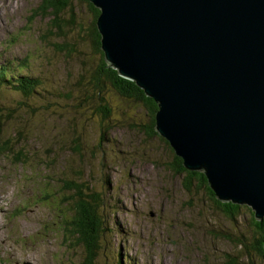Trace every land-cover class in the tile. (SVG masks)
Here are the masks:
<instances>
[{
	"label": "rangeland",
	"instance_id": "1",
	"mask_svg": "<svg viewBox=\"0 0 264 264\" xmlns=\"http://www.w3.org/2000/svg\"><path fill=\"white\" fill-rule=\"evenodd\" d=\"M39 3L0 0V62L24 61L45 87L28 100L0 90V141L25 152L17 161L0 149V264H82L83 245L64 219L78 200L66 183L80 181L103 192L108 230L93 264H264L247 257L249 236H239L247 234V209L232 220L196 179L185 187L170 146L145 133L146 117L112 91L111 129L101 136L95 106L82 101L78 109L75 97L97 62L89 10L75 5L74 24H65L66 11L56 29Z\"/></svg>",
	"mask_w": 264,
	"mask_h": 264
},
{
	"label": "water",
	"instance_id": "2",
	"mask_svg": "<svg viewBox=\"0 0 264 264\" xmlns=\"http://www.w3.org/2000/svg\"><path fill=\"white\" fill-rule=\"evenodd\" d=\"M110 66L221 200L264 214V0H90Z\"/></svg>",
	"mask_w": 264,
	"mask_h": 264
},
{
	"label": "trees",
	"instance_id": "3",
	"mask_svg": "<svg viewBox=\"0 0 264 264\" xmlns=\"http://www.w3.org/2000/svg\"><path fill=\"white\" fill-rule=\"evenodd\" d=\"M77 4L84 5L90 13L89 30L87 33L88 40L93 51L97 54V62L92 65V68L85 71L80 76V84L78 95L75 97L78 101V109L82 101L86 105L95 106L97 114L100 118L101 136L104 137L111 129L107 125V120L110 115V104L107 97L108 91L115 93L121 100L127 101L129 106L133 104L138 113L146 117L145 133L150 137L157 136L155 130L154 114L157 110V104L153 98L147 96L142 88H139L134 81L120 76L114 68L108 66L104 59L103 51L100 48V33L96 26V19L99 14V9L95 7L89 0H40L39 13L52 15L51 20L56 29H62L60 20L63 12L69 13V19L65 20V24H74L73 8ZM81 38V35L77 36ZM45 87L42 86V80L39 76L34 75L27 68L24 61L21 60H7L0 62V90L9 89L21 95L24 100L38 97ZM74 97V98H75ZM24 103V102H23ZM25 104V103H24ZM0 116V133L2 132L3 124ZM105 122V124H104ZM162 137V136H161ZM1 139V135H0ZM169 145L165 138H161ZM99 145V144H98ZM170 146V145H169ZM16 144L12 143L9 138L0 141V149L2 151H9L17 161H21L25 152L21 147L15 149ZM173 151L172 147H169ZM174 153V151H173ZM173 166L178 172L184 173V186L188 187L193 179H196L197 185L206 189L211 196L210 198L215 202L216 207L228 218L235 220L237 214L242 209H247L249 217L247 218L248 225L246 226L247 234H240L247 242L243 244L247 246L249 258L254 260L256 257L264 260V216L258 219L254 216V211L246 204L234 203L232 201L222 202L218 200L209 187L207 178L203 171H191L184 168L182 159L174 153ZM67 189L74 188L78 194V200L70 205V215L64 217L67 225L66 230L75 236L78 244L83 245L85 256L82 264H93L94 258L99 249V237L108 230L104 225L102 227L101 213L103 204V192L95 191L89 184L80 182H71ZM248 228V230H247ZM231 237V236H230ZM234 260L229 259L228 264H233Z\"/></svg>",
	"mask_w": 264,
	"mask_h": 264
},
{
	"label": "bare ground",
	"instance_id": "4",
	"mask_svg": "<svg viewBox=\"0 0 264 264\" xmlns=\"http://www.w3.org/2000/svg\"><path fill=\"white\" fill-rule=\"evenodd\" d=\"M90 1V0H89ZM91 2V1H90ZM92 4L95 6V7H97L98 9H99V13H100V7L99 6H97L96 4H94L93 2H92ZM99 15V14H98ZM98 17V16H97ZM100 33V32H99ZM100 39H101V34H100ZM101 48V47H100ZM104 56V55H103ZM105 59V58H104ZM105 61L107 62V60L105 59ZM107 64H108V66H110L109 65V63L107 62ZM110 67H112V66H110ZM112 68H114V67H112ZM115 70H117L116 68H114ZM120 76H122V77H124V78H127V79H129V80H131V81H134V79H132V78H129V77H125V76H123L122 74H120V73H118ZM137 85V84H136ZM138 86V85H137ZM139 88H142V87H140V86H138ZM147 95V94H146ZM147 96H149V95H147ZM149 97H151V96H149ZM152 98V97H151ZM155 101V100H154ZM157 104V103H156ZM157 110H158V106H157ZM157 110L155 111V113L157 112ZM156 130V129H155ZM156 132L158 133V131L156 130ZM159 134V133H158ZM160 136H162L161 134H159ZM163 137V136H162ZM164 138V137H163ZM168 142V141H167ZM169 143V142H168ZM169 145H170V143H169ZM171 146V145H170ZM172 147V146H171ZM173 149V148H172ZM174 151V150H173ZM174 153H175V151H174ZM176 154V153H175ZM177 156H179L181 159H182V157L180 156V155H178V154H176ZM183 165V164H182ZM185 168V167H184ZM191 171H203L204 172V169H201V170H191ZM208 182V181H207ZM208 185H209V183H208ZM209 187H210V185H209ZM211 188V187H210ZM212 189V188H211ZM214 192V191H213ZM215 194V193H214ZM216 196V195H215ZM216 198L218 199V200H220V201H223V202H226V201H231L230 200V198L229 199H227V200H221L220 198H218L217 196H216ZM233 202V201H232ZM234 203H239V204H246V205H248V206H250L251 207V209L254 211V209H253V207L250 205V204H248V203H244V202H234ZM264 216V214L263 215H261V216H259V217H256V218H258V219H261L262 217Z\"/></svg>",
	"mask_w": 264,
	"mask_h": 264
}]
</instances>
